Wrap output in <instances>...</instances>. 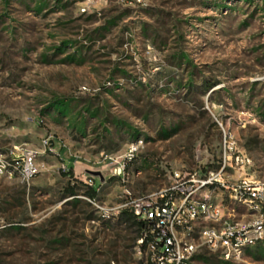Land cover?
<instances>
[{"label":"rangeland","instance_id":"1","mask_svg":"<svg viewBox=\"0 0 264 264\" xmlns=\"http://www.w3.org/2000/svg\"><path fill=\"white\" fill-rule=\"evenodd\" d=\"M225 134L250 159L231 186L264 185V0H0V153L43 166L0 176V264H147L101 207L219 169Z\"/></svg>","mask_w":264,"mask_h":264},{"label":"built area","instance_id":"2","mask_svg":"<svg viewBox=\"0 0 264 264\" xmlns=\"http://www.w3.org/2000/svg\"><path fill=\"white\" fill-rule=\"evenodd\" d=\"M43 144L50 148L51 142L44 139ZM224 150L227 160L219 169L185 177L176 173L168 187L114 207H101L108 218L132 208L137 218L149 222L136 243L137 253L147 264H189L202 253L237 262L264 242V185L242 178L231 186L228 167L234 162L246 167L250 159L237 154L231 160L236 146L228 134ZM37 158L38 152L31 147L13 146L0 153V176L18 174L30 185L43 168ZM240 208L246 212L240 215Z\"/></svg>","mask_w":264,"mask_h":264},{"label":"trees","instance_id":"3","mask_svg":"<svg viewBox=\"0 0 264 264\" xmlns=\"http://www.w3.org/2000/svg\"><path fill=\"white\" fill-rule=\"evenodd\" d=\"M67 170L64 171V174H71V171L73 169V164L71 163H65ZM71 195H75L76 193L74 191L71 192ZM97 194V189L95 186H93L89 192V196L91 198H95ZM122 216H126L127 220L129 221H133V223H135L138 227V232H139V236L141 235V233L144 230H147L149 222L143 219H139L137 218V216L134 214L133 209L132 208H126L123 213Z\"/></svg>","mask_w":264,"mask_h":264},{"label":"crops","instance_id":"4","mask_svg":"<svg viewBox=\"0 0 264 264\" xmlns=\"http://www.w3.org/2000/svg\"><path fill=\"white\" fill-rule=\"evenodd\" d=\"M65 163L67 162V161H64ZM67 163H69V162H67Z\"/></svg>","mask_w":264,"mask_h":264}]
</instances>
